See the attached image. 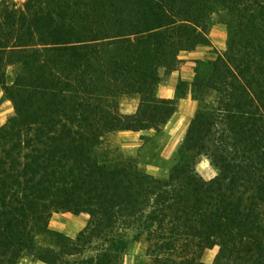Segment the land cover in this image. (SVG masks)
<instances>
[{
	"label": "trees",
	"instance_id": "obj_1",
	"mask_svg": "<svg viewBox=\"0 0 264 264\" xmlns=\"http://www.w3.org/2000/svg\"><path fill=\"white\" fill-rule=\"evenodd\" d=\"M214 14L225 48L177 83L197 108L166 172L102 147L120 130L153 129L141 139L155 142L178 101L157 87L181 51L210 44ZM0 85L13 104L0 126V264H122L137 242L150 264H207L215 246L211 264H264V0H2ZM54 212L89 217L71 238L49 228Z\"/></svg>",
	"mask_w": 264,
	"mask_h": 264
},
{
	"label": "crops",
	"instance_id": "obj_2",
	"mask_svg": "<svg viewBox=\"0 0 264 264\" xmlns=\"http://www.w3.org/2000/svg\"><path fill=\"white\" fill-rule=\"evenodd\" d=\"M210 44L200 45L193 50L181 51L177 58L178 63L174 70L164 76L163 80L157 87V96L160 98L173 99L177 98V110L171 115L162 127L161 144L159 153L154 161L145 164L147 172L154 174L151 169H158L160 162L168 160L176 148L184 138L188 125L196 111L197 102L193 99L190 92V85L187 86L185 94L181 97L177 95V83L180 80L190 83L194 76V68L196 60L215 59L221 50L225 48L226 32L223 35L216 36V32L209 33ZM131 104H130V102ZM125 99L121 103V111L123 113L135 112L138 105V98L131 97ZM153 129L149 130H120L112 133V137H116V141L124 151L132 153L135 147L145 145L141 139V135L152 136ZM158 160V162L156 161ZM88 214H73L71 212H54L48 222L50 229L61 232L71 238H75L78 232L83 228L88 220ZM19 264H48L41 260L21 262Z\"/></svg>",
	"mask_w": 264,
	"mask_h": 264
},
{
	"label": "rangeland",
	"instance_id": "obj_3",
	"mask_svg": "<svg viewBox=\"0 0 264 264\" xmlns=\"http://www.w3.org/2000/svg\"><path fill=\"white\" fill-rule=\"evenodd\" d=\"M2 0H0L1 2ZM9 3V0H6ZM17 7L22 6L25 0H11ZM216 32V36L223 35V31L226 32V25L222 21L221 17L218 14H214L213 16V24L209 30V33L211 31ZM210 38V36H209ZM223 50H221L222 52ZM13 73V68L8 67V74ZM132 96L124 97L122 101H125V99L131 98ZM130 102V101H129ZM131 104V102H130ZM13 113V104L12 101L9 100L8 97L4 95L3 88L0 85V126L4 124L9 117ZM154 143L146 142L145 145H142L141 147H135L131 151L133 155H139L142 162L145 161H154L155 158H157V155L159 153V147L161 144L162 136L161 134L157 135L155 138ZM118 143L116 141V137H112V133L108 135L106 140L104 141L102 147H118ZM177 149V148H176ZM176 151V150H175ZM174 151V152H175ZM125 152L128 153V151L125 150ZM173 152V153H174ZM172 156V155H171ZM171 158V157H170ZM169 158V159H170ZM158 162V160H156ZM171 161L169 160V164ZM169 164L167 161L160 162V166L158 169H151L155 175H161L164 172H166V168L169 167ZM197 171L205 178L210 179L216 174V170L209 164L208 160L205 158H202L200 162L196 166ZM218 247H213L211 249H206L202 254V260L206 262L207 264H211L214 260V257L216 255ZM88 253H86L87 255ZM78 257V256H77ZM82 257H78L77 259H81ZM29 259H24L21 262H27ZM122 264H150V260H148L147 257L144 256V244L142 243H134L131 248L129 249L128 253L123 258Z\"/></svg>",
	"mask_w": 264,
	"mask_h": 264
}]
</instances>
